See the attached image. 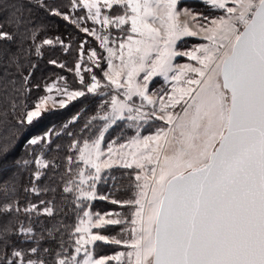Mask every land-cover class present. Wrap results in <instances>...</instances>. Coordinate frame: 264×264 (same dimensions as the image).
Instances as JSON below:
<instances>
[{"label": "snow or ice", "instance_id": "1", "mask_svg": "<svg viewBox=\"0 0 264 264\" xmlns=\"http://www.w3.org/2000/svg\"><path fill=\"white\" fill-rule=\"evenodd\" d=\"M206 2L224 10V15L205 17L207 23L197 20L193 30L180 17L195 20L196 16L188 9L178 10L179 0H72L74 8L86 9V18L101 26L99 33L87 26L81 30L106 50L103 77L107 83L102 84L95 74L85 84L86 91H68L53 83L47 86L48 95L39 97L19 123L31 125L86 92L110 87L116 94L103 102L102 114L92 118L102 122L94 138L74 140L78 156L76 161L72 156L68 160L82 162L83 167L77 163V179L70 180L64 191L77 193L82 218L74 226L73 252H58L56 264H264V0ZM114 8L119 11L113 13ZM55 15L70 19L58 10ZM82 20L85 17L71 22L79 27ZM113 28L121 35L110 39ZM2 29L0 25V39L12 40L13 35ZM201 34L206 43L190 51L178 50L177 42L183 37ZM57 42L63 43L58 38ZM79 56L75 71L84 84L82 46ZM178 56L196 63L174 64ZM87 60L100 67L95 49ZM84 71L92 73V68ZM158 76L172 87L170 93L157 97L150 93L149 84ZM54 91L66 99L57 100ZM146 106L150 111H145ZM118 120L133 122L137 134L126 144L107 146L105 152L104 133ZM149 120L163 121L167 127L140 136L141 125L136 122ZM85 128L90 130V124ZM48 135L29 143L39 144ZM9 151L8 144H0V157L6 160ZM36 163L41 168L49 166L43 159ZM116 165L142 173L136 175L142 181L137 198L111 200L135 205L130 220L119 213H94L86 203L109 198L98 196L95 186L102 172ZM35 176L39 179L40 173ZM36 210L34 204L25 208V212ZM42 211L54 214L47 205ZM129 224L125 239L100 231ZM20 231L32 233L30 227L21 226ZM98 241L123 245L127 251L96 257ZM13 256L17 264H44L43 260L25 261L21 251Z\"/></svg>", "mask_w": 264, "mask_h": 264}, {"label": "trees", "instance_id": "2", "mask_svg": "<svg viewBox=\"0 0 264 264\" xmlns=\"http://www.w3.org/2000/svg\"><path fill=\"white\" fill-rule=\"evenodd\" d=\"M178 5L190 7L207 16L224 11L212 8L206 0H179ZM57 10L70 19L65 20L63 15L56 16ZM78 17H85L79 27L71 22ZM17 18L21 22L13 23ZM86 19V10L74 8L72 0H0V25H3V31L13 35L12 40L0 39V144L6 143L10 147L6 160L0 157V161H3L0 163V264H6L8 260L17 264L14 251H21L25 261L43 260L44 264H56L58 252H73L74 226L78 224L82 211L76 199L77 193L65 192L64 189L70 180L77 179V163L82 167V162H69L68 157L72 156L76 161L78 156L73 148L74 140L94 138L102 122L92 118L102 114L103 102L116 94L115 90L109 87L101 88L97 93L86 92L85 96L69 102L67 107L57 106L31 125H21L19 121L53 82L86 91L85 84L95 74L102 84L107 83L103 77L105 49L94 36L81 30L93 24L86 22ZM111 31L118 30L113 28ZM57 38L63 43L57 42ZM49 39L54 43H43ZM200 40L202 37L199 36L183 37L179 45L186 47ZM81 46L85 53L84 63L81 64L84 84L80 83L75 71ZM91 49L97 52L99 68L87 60ZM60 64L64 67L61 68ZM89 67L92 73L84 71ZM153 81L161 89L167 83L159 76ZM136 123L141 125L140 132L143 133L154 130L164 122L149 120ZM86 124H90V130L85 128ZM46 133L49 135L39 144L29 143L31 139ZM136 133L133 122L118 120L104 133V143L120 142ZM41 159L48 163L47 168H41L36 163ZM25 161L28 163L25 164ZM37 172L40 173L39 179L35 176ZM133 172L134 168L119 165L105 169L95 188L98 196L109 198L86 202L90 203V210H118L123 219L130 220L135 205L113 204L111 200L134 199L136 180ZM34 187L38 191H32ZM33 204L37 205V210L25 212V208ZM45 205L53 208V216L43 213ZM17 207L19 211H16ZM21 226L30 227L32 233H22ZM126 228H130V224L111 225L100 231L117 239H125L129 236ZM32 248H36L37 252L32 253ZM119 248H123V245L98 241L94 255L110 254Z\"/></svg>", "mask_w": 264, "mask_h": 264}, {"label": "rangeland", "instance_id": "3", "mask_svg": "<svg viewBox=\"0 0 264 264\" xmlns=\"http://www.w3.org/2000/svg\"><path fill=\"white\" fill-rule=\"evenodd\" d=\"M230 6H231V5H230ZM177 7H178V10H181V11H182L183 9H188L190 12L193 13L194 16H196V19H195V20L192 19L191 17L186 16V15H183V14H182L181 17H180L181 22H188V23H189V26L192 27L193 30H196L197 20H199L201 23H207V20L204 19L205 17H207V18H216V17H218V16H220V15H224V11L221 12V13H219V14H217V15H214V16H207L206 14H201V13H199V12H197V11L193 10L192 8L187 7V6H180V5H178ZM85 10H86V9H85ZM105 11H107V10H105ZM112 11H113V13H116V12H118L119 10H118V8H114ZM86 12H87V10H86ZM197 14H199V15H197ZM87 21H88L89 23L93 22V21H91V20H87V19H86V22H87ZM89 28H90V29H92V28L96 29L98 33H99L100 30H101V26L98 25V24H94V22H93V24H91V25L89 26ZM111 33H112V34H111L110 39H113V38H115L116 36L121 35V33H119V31H111ZM202 35H203V34H201L199 37H202ZM203 43H206V41L202 39V40H200V41L194 43L193 45H190V46H186V47H184V46H180V45H179V41H178V42H177V48H178V50L181 51V52H184V51H190V50H192L195 46L200 45V44H203ZM112 46L115 47L116 45L113 44ZM104 51H105V66H104V68H103V71H104V70H107V64H106L107 53H106V50H104ZM89 52H90V51H89ZM195 63H196L195 61H191V60H190L188 57H186V56H178V57H176V59H175V61H174V64H177V65H183V64H195ZM154 78H155V77H154ZM154 78H153V79H154ZM166 82H167V83H166V86H165L163 89H161V88H160V87H159V86H158V85L152 80V82L149 84V90H150V93L154 94V95L157 96V97L160 96V95H163L164 92H169V93H170V92H171L172 84H171V82H169V81H166ZM53 83H56V82H53ZM53 83L49 84L48 86L52 85ZM56 84H57V87H61V88L66 87L65 85L60 84V83H56ZM66 88L68 89V91H76V90H78V89H72V88H68V87H66ZM44 95H48L47 90H46L45 94H43L42 96H44ZM52 95H55L57 100L62 99V98H65V99H66V97H62V96H60V95H57V94L55 93V91L52 93ZM137 103H139L138 98H137ZM145 111H150V107H149V106H146V107H145ZM177 111H179V109H177ZM161 127H167V125L163 123V124L158 125V126H157L154 130H152V131H147V132H143V133L140 132V136L154 135L155 132H156L159 128H161ZM136 134H137V133H136ZM136 134L133 135V136H131L130 138L125 139V140L120 141V142H107V143H104V142H103V144H102V148H104V150H105V152H106V151H107V146H109V145H111L112 147L115 148V147H118L120 144H126V143L129 142V140H130L131 138L135 137ZM82 167H83V165H82ZM133 168H134L133 175H134L135 180H136V175H137V174H142V173H141V170H140V169H137V168H135V167H133ZM141 183H142V181H137V180H136V183H135V184H136V188L134 189V191H135V197H134V199L137 198V194H138V192H139L138 185L141 184ZM99 194H101V193H99ZM101 195H102V194H101ZM133 209H135V206H134ZM91 211H92V210H91ZM133 211H134V210H133ZM92 212L96 213V212H98V211H92ZM99 213H101V214H104V213H119V211H118V210H113V209H108V210H105V211H102V212H99ZM80 218H82V216H81ZM123 218H124V217H123ZM131 218H132V216H131ZM131 218H130V219H131ZM78 222H79V221H78ZM130 227H131V225H130ZM93 231H97V230L94 229ZM102 234L107 235V236H109V237H115V236H113V235H110V234H107V233H104V232H102ZM127 238H128V237H127ZM120 251H127V249L123 246V248H119L118 250H116V251L113 252V253L105 254V255H95V256H96V257H101V256H113V255L117 254V253L120 252ZM81 255H83V254H81ZM110 264H115V262H110Z\"/></svg>", "mask_w": 264, "mask_h": 264}]
</instances>
